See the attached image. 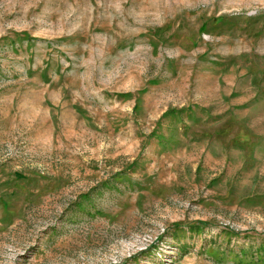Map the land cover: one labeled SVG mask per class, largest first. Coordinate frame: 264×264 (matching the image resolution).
I'll use <instances>...</instances> for the list:
<instances>
[{
  "label": "rangeland",
  "instance_id": "1",
  "mask_svg": "<svg viewBox=\"0 0 264 264\" xmlns=\"http://www.w3.org/2000/svg\"><path fill=\"white\" fill-rule=\"evenodd\" d=\"M0 264H264V0H0Z\"/></svg>",
  "mask_w": 264,
  "mask_h": 264
}]
</instances>
